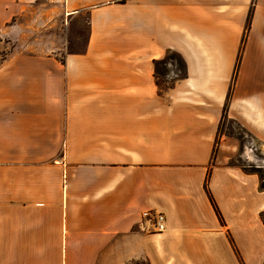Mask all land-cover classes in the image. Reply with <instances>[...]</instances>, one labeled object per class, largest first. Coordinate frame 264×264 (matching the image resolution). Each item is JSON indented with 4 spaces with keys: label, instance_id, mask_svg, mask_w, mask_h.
I'll return each mask as SVG.
<instances>
[{
    "label": "crops",
    "instance_id": "crops-1",
    "mask_svg": "<svg viewBox=\"0 0 264 264\" xmlns=\"http://www.w3.org/2000/svg\"><path fill=\"white\" fill-rule=\"evenodd\" d=\"M7 43L0 264H264V191L220 133L264 147V0H0Z\"/></svg>",
    "mask_w": 264,
    "mask_h": 264
},
{
    "label": "rangeland",
    "instance_id": "rangeland-1",
    "mask_svg": "<svg viewBox=\"0 0 264 264\" xmlns=\"http://www.w3.org/2000/svg\"><path fill=\"white\" fill-rule=\"evenodd\" d=\"M85 30H81V34L76 31L74 36L83 37L85 34ZM77 46V45H76ZM74 45H68L64 47V50H60L56 53V59L60 61V63H63V57L65 55V49L72 51L76 49L77 47ZM40 48H46L44 46L40 45ZM13 49V46L10 43H7L6 45H3L0 50V59L8 52H10ZM156 68V72L158 75V83L162 87H168L170 85L171 77H184V68L181 60L178 58V56L174 53L167 52L164 56V59L160 61H156L154 64ZM237 65V62L235 64V67ZM173 71V73L171 72ZM234 75L236 74V68L233 71ZM232 76L229 86V92L226 97V101L224 103V106H226V112L228 108V101H229V93L232 92L233 86H234V80L235 76ZM224 108V107H223ZM227 118V113L226 116ZM234 123L224 121L222 126H220V133H226L231 136H234L236 139L240 135L242 136V141H239L240 143V149L239 152L232 160V164L239 167L243 171L251 174H255L259 179V185L261 183L264 184V152H260V149L264 150V147L262 145L258 144L254 137H252L249 133L246 136L243 135L241 132V129H243L238 123L233 121ZM260 190V189H259ZM263 225H264V216H263ZM135 262V261H132ZM132 262H130L132 264ZM136 262H143V261H136Z\"/></svg>",
    "mask_w": 264,
    "mask_h": 264
},
{
    "label": "built area",
    "instance_id": "built-area-1",
    "mask_svg": "<svg viewBox=\"0 0 264 264\" xmlns=\"http://www.w3.org/2000/svg\"><path fill=\"white\" fill-rule=\"evenodd\" d=\"M141 217L149 221L156 233H162L166 230V219L162 213L144 211L141 213Z\"/></svg>",
    "mask_w": 264,
    "mask_h": 264
},
{
    "label": "trees",
    "instance_id": "trees-1",
    "mask_svg": "<svg viewBox=\"0 0 264 264\" xmlns=\"http://www.w3.org/2000/svg\"><path fill=\"white\" fill-rule=\"evenodd\" d=\"M124 0H122V2H123ZM156 63V61H154V64ZM226 116V106H224V108H223V113H222V120H226L227 118L225 117ZM228 122H231V123H234L233 121H228ZM241 132H242V134L244 135H248L247 134V132L244 130V129H241ZM240 141H242V136H238L237 137ZM260 179V178H259ZM259 189H260V191H264V184L263 183H261L260 185H259ZM263 216H264V212L262 213V215H261V219H262V221H263ZM128 264H131V263H128ZM132 264H147V263H145V262H132Z\"/></svg>",
    "mask_w": 264,
    "mask_h": 264
}]
</instances>
